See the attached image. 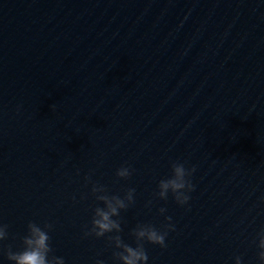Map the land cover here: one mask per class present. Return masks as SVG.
Segmentation results:
<instances>
[{
	"label": "water",
	"instance_id": "obj_1",
	"mask_svg": "<svg viewBox=\"0 0 264 264\" xmlns=\"http://www.w3.org/2000/svg\"><path fill=\"white\" fill-rule=\"evenodd\" d=\"M173 162L185 205L155 195ZM93 183L135 189L119 233L84 234ZM30 221L65 264H122L142 223L174 225L146 264H261L264 0H0V264Z\"/></svg>",
	"mask_w": 264,
	"mask_h": 264
},
{
	"label": "clouds",
	"instance_id": "obj_2",
	"mask_svg": "<svg viewBox=\"0 0 264 264\" xmlns=\"http://www.w3.org/2000/svg\"><path fill=\"white\" fill-rule=\"evenodd\" d=\"M54 107V105L52 106ZM171 176L161 179L158 182L159 191L155 193L161 199H167L168 193L171 192L175 201L180 205H185L190 200L189 192L194 190V185L190 179L195 168H186L183 163L173 162L171 165ZM132 170L129 167L121 166L116 171V176L120 178H128L131 176ZM90 181V177H86ZM96 199L102 201L104 207L97 206L94 209V214L91 221V228L85 231V235H95L102 237L105 233L116 232L119 233L121 224L118 219L121 209H126L134 202V188H128L123 197L120 195H108L105 186L93 183L91 189ZM151 203V201H149ZM159 211L164 213L166 210L160 208ZM166 220L171 221L170 216L165 217ZM7 225L0 224V241L8 236ZM51 224H45L41 228L37 223L30 221L27 225V235L22 239L23 248L18 251H13L9 246L7 251V258L14 261L15 264H65L64 259L58 256L49 258V253L52 248L49 244L50 236L44 229H51ZM169 230H174V225L171 223L165 224L163 230L157 229L150 223L137 224L132 229V235L135 237V247L125 243L119 234L109 236L108 240L114 243L116 249L113 256L122 264H146L148 260L145 251L144 242L147 241L152 244H158L161 247H166L165 238ZM257 247L259 248L258 257L261 264H264V229L258 234ZM236 264H241V258H235ZM96 264H104V261L97 260Z\"/></svg>",
	"mask_w": 264,
	"mask_h": 264
}]
</instances>
